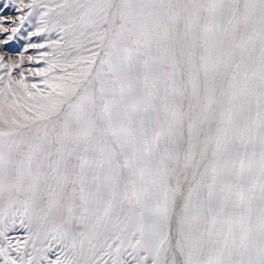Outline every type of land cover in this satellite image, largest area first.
Listing matches in <instances>:
<instances>
[{
	"label": "snow or ice",
	"instance_id": "6c2138e0",
	"mask_svg": "<svg viewBox=\"0 0 264 264\" xmlns=\"http://www.w3.org/2000/svg\"><path fill=\"white\" fill-rule=\"evenodd\" d=\"M8 7L0 264H264V0Z\"/></svg>",
	"mask_w": 264,
	"mask_h": 264
},
{
	"label": "rangeland",
	"instance_id": "374dc122",
	"mask_svg": "<svg viewBox=\"0 0 264 264\" xmlns=\"http://www.w3.org/2000/svg\"><path fill=\"white\" fill-rule=\"evenodd\" d=\"M9 2V0H0V3ZM16 15V11L14 7H8L6 9L0 8V17H7L10 19H14ZM4 34H0V39H2ZM26 36V33H25ZM31 42H44V38L42 37H33ZM29 43L27 39H15L9 43L7 46H0V55H4L6 59L11 58L13 60L18 59L19 53L23 52L24 46ZM38 50L30 49L25 55H38ZM29 65L25 64V67Z\"/></svg>",
	"mask_w": 264,
	"mask_h": 264
}]
</instances>
